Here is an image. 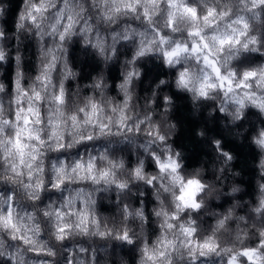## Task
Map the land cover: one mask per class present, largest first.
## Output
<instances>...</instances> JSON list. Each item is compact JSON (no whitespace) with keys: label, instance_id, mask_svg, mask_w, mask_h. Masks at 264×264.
Listing matches in <instances>:
<instances>
[{"label":"clouds","instance_id":"obj_1","mask_svg":"<svg viewBox=\"0 0 264 264\" xmlns=\"http://www.w3.org/2000/svg\"><path fill=\"white\" fill-rule=\"evenodd\" d=\"M0 264H264V0H0Z\"/></svg>","mask_w":264,"mask_h":264}]
</instances>
